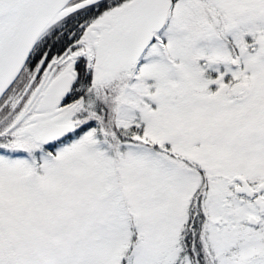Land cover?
Segmentation results:
<instances>
[{"label":"snow or ice","instance_id":"obj_1","mask_svg":"<svg viewBox=\"0 0 264 264\" xmlns=\"http://www.w3.org/2000/svg\"><path fill=\"white\" fill-rule=\"evenodd\" d=\"M0 264H264V0H0Z\"/></svg>","mask_w":264,"mask_h":264}]
</instances>
